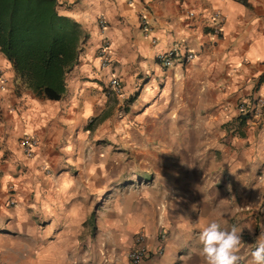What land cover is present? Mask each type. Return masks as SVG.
Returning <instances> with one entry per match:
<instances>
[{"label":"crops","instance_id":"1","mask_svg":"<svg viewBox=\"0 0 264 264\" xmlns=\"http://www.w3.org/2000/svg\"><path fill=\"white\" fill-rule=\"evenodd\" d=\"M58 9L82 22L90 33L79 62L67 75L62 98L39 97L21 82L11 61L0 53V65L6 67L8 79L0 89V205L11 194L8 187L18 189L17 179L24 169L32 173L43 162L51 169L58 166L65 159L63 152L73 145L70 134L75 124L100 112L97 103L102 99V85L115 75L111 63L103 64L98 55L107 37L112 61L124 74L121 83L130 79L143 84L141 96L147 94L149 102L164 109L163 115H170V109L195 118V125L183 126V132L211 134L213 145L225 155L211 161L191 160L195 169H181L171 178L189 183L180 194L186 199L202 198V187L193 183L210 179L212 216L203 217L209 208L197 209L195 225L202 228L203 222L211 219L220 223L217 215L224 204L220 198H228L227 228L237 225L240 233H247L236 249L237 264H254L251 252L262 229L258 219L264 214V106L257 104L264 99V0H58ZM216 11L223 16L219 29L214 22ZM101 18L106 20L105 29L99 26ZM175 46L195 51L196 58L163 67L159 54ZM242 102L259 108L246 115L239 108ZM61 126L65 138L59 145L57 128ZM24 133H34L41 140L33 157H27L17 141ZM203 146L197 149L205 150ZM208 164L210 172L204 169ZM35 175L37 180L51 178ZM222 182L230 186L227 196ZM68 222L63 229L74 227ZM165 242L163 254L146 264H205L198 238ZM161 243L150 241L154 250Z\"/></svg>","mask_w":264,"mask_h":264},{"label":"rangeland","instance_id":"2","mask_svg":"<svg viewBox=\"0 0 264 264\" xmlns=\"http://www.w3.org/2000/svg\"><path fill=\"white\" fill-rule=\"evenodd\" d=\"M111 69L124 77L114 60ZM122 81L125 87L120 94L111 91L109 82L103 83L102 99L97 103L100 112L75 124L70 134L73 145L66 154L59 149L65 159L58 166L51 169L43 162L32 173L24 169L17 179L18 189L8 187L11 194L0 205V222L5 224H0V264H133L131 253L140 234L149 243L164 241L163 251L155 250L141 263L146 264L163 254L165 241L198 238L201 228L195 225V217L214 201L211 181H195L194 185L202 187L203 197L186 199L180 194L189 183L171 176L181 169H195L191 160L211 161L225 155L215 148L211 134L183 132V126L195 125V118L170 109V115H163L164 109L149 102L147 94L141 96L143 84ZM57 136L58 144H64L63 126L57 128ZM198 145L205 150L197 149ZM186 159L190 160L187 165ZM206 168L210 172L212 166ZM35 174L51 178L37 180ZM228 185L221 183L224 196ZM227 199L220 198L224 204L220 215H214L229 230ZM210 209L204 218L212 216ZM68 221L74 227L63 229ZM258 227L264 229V214ZM240 235L245 239L247 233L244 230Z\"/></svg>","mask_w":264,"mask_h":264},{"label":"trees","instance_id":"3","mask_svg":"<svg viewBox=\"0 0 264 264\" xmlns=\"http://www.w3.org/2000/svg\"><path fill=\"white\" fill-rule=\"evenodd\" d=\"M89 35L82 22L59 12L58 0H0V51L39 97H63Z\"/></svg>","mask_w":264,"mask_h":264},{"label":"built area","instance_id":"4","mask_svg":"<svg viewBox=\"0 0 264 264\" xmlns=\"http://www.w3.org/2000/svg\"><path fill=\"white\" fill-rule=\"evenodd\" d=\"M190 14L193 15L194 12H190ZM213 16H214L215 27L219 29L221 22L223 20V16L219 11H216ZM99 26L100 28L105 29L107 26L106 20L101 18L99 20ZM110 46H111L110 39L105 37L99 47V55L102 58L103 64H110L112 62ZM196 56L197 54L193 50L183 51L180 47L175 46L163 53H160L158 56V60L163 67L167 68L175 65L177 62L182 60L190 61L192 59H195ZM7 81L8 79L6 75V68L3 65H0V89H4L6 87ZM109 87L111 91L116 94H120L123 92L121 86V79L118 75H112V77L109 80ZM257 104H259V106H264V99L258 101ZM239 108L241 112L247 113L253 111L254 109L256 110L259 107L258 105L251 107L248 106L247 103L242 102L239 105ZM18 143L27 157H33L40 147L41 140L34 133H24L19 137ZM11 202L14 203V200L11 199ZM162 236L165 237V234H162ZM163 247L164 246L161 243L155 250L157 252H162ZM155 250L151 247L150 243L146 241V235L140 234L137 238V245L131 253L132 263L141 264L144 261V259L149 257V255L155 252Z\"/></svg>","mask_w":264,"mask_h":264},{"label":"clouds","instance_id":"5","mask_svg":"<svg viewBox=\"0 0 264 264\" xmlns=\"http://www.w3.org/2000/svg\"><path fill=\"white\" fill-rule=\"evenodd\" d=\"M240 241L237 225L227 230L216 219L207 220L198 234L200 256L205 264H237L235 253ZM255 245L251 252L252 260L254 264H264V229H261Z\"/></svg>","mask_w":264,"mask_h":264}]
</instances>
